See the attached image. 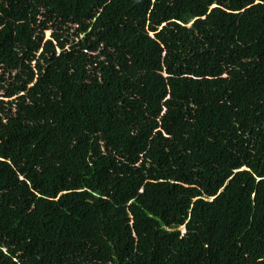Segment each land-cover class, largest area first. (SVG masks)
<instances>
[{
  "label": "trees",
  "instance_id": "trees-1",
  "mask_svg": "<svg viewBox=\"0 0 264 264\" xmlns=\"http://www.w3.org/2000/svg\"><path fill=\"white\" fill-rule=\"evenodd\" d=\"M0 264H264V0H0Z\"/></svg>",
  "mask_w": 264,
  "mask_h": 264
},
{
  "label": "rangeland",
  "instance_id": "rangeland-1",
  "mask_svg": "<svg viewBox=\"0 0 264 264\" xmlns=\"http://www.w3.org/2000/svg\"><path fill=\"white\" fill-rule=\"evenodd\" d=\"M74 29L73 28H71L69 31H67L66 33H64V34H66L65 36H67V38H68V40H71L73 37H74ZM81 37V36H80ZM50 38V32L49 31H47L46 33H45V39H49ZM182 230V229H181Z\"/></svg>",
  "mask_w": 264,
  "mask_h": 264
}]
</instances>
